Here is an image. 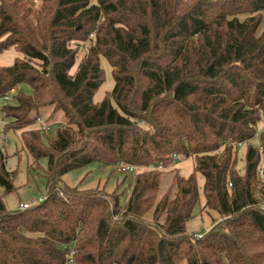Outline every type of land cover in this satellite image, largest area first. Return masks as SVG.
<instances>
[{
  "label": "trees",
  "instance_id": "16d2710c",
  "mask_svg": "<svg viewBox=\"0 0 264 264\" xmlns=\"http://www.w3.org/2000/svg\"><path fill=\"white\" fill-rule=\"evenodd\" d=\"M10 49L24 58L0 64V100L15 91L4 132L48 160V190L25 210L0 196V264H264V0H0V53ZM102 57L115 87L97 104ZM39 121L58 124L53 138L29 129ZM182 158L194 172L173 169L162 194L159 169L134 174L131 191L62 185L93 163L168 169ZM7 159L0 146L10 194ZM197 173L203 210L222 219L200 238L187 230Z\"/></svg>",
  "mask_w": 264,
  "mask_h": 264
},
{
  "label": "rangeland",
  "instance_id": "374dc122",
  "mask_svg": "<svg viewBox=\"0 0 264 264\" xmlns=\"http://www.w3.org/2000/svg\"><path fill=\"white\" fill-rule=\"evenodd\" d=\"M87 47L84 46L79 51L78 62H80L85 53ZM23 59L24 55L22 52L16 49H10L0 53V64L2 66H12L16 59ZM79 64V63H78ZM101 65L105 71V81L100 89L97 91L94 97V102L100 104L103 102L105 96L112 92L115 87V81L112 76V69L105 58H101ZM77 68V66H76ZM75 68V70H76ZM20 89L27 95H30L32 90L28 85H23ZM12 100V99H11ZM6 101L4 99L0 100V110L3 105L13 101ZM5 121L0 114V138L4 136L5 143L0 146L4 147V152L6 153L7 159V169L15 173L13 178V185L15 190L10 194H5V189L0 187V196L3 197L6 207L9 211H16L19 209L21 204L39 202L41 198L47 195V176L46 171L48 168V160L43 158L38 163L35 162L31 154L24 148L23 142L21 140L20 131H9L4 132ZM39 124H36L29 129H38ZM58 124H53L51 130L47 132L50 138L55 136ZM145 128V127H144ZM259 132L264 133V122L259 125ZM251 145H259V136L250 142ZM248 144H245L239 148L238 153V169L240 173L243 174L245 170V155L247 151ZM118 165V164H117ZM117 165L112 167H105L98 163H93L82 169H78L66 174L62 178V185L68 186L70 188H81L83 190H95L98 189L104 193H113L117 187H120L119 192L129 188L131 182L135 175H127L121 173L117 169ZM141 169L140 173L146 172L147 167L138 166ZM195 159L193 158H182L175 161V165L169 167L168 169H161L163 171V181L161 185V194L166 192L169 188L172 178L175 173L171 172L173 169L179 171L183 176H189L194 172ZM264 168V160L261 162V169ZM261 177V174H260ZM197 180L200 187V203L195 211L194 218L188 223L187 230L190 235L203 236L208 233L216 224L221 223L222 219L216 212H207L203 210L206 200L203 193V186L205 180L200 173H197ZM123 183V184H122ZM160 197V196H159ZM40 203H37L38 205ZM35 205V206H36Z\"/></svg>",
  "mask_w": 264,
  "mask_h": 264
},
{
  "label": "built area",
  "instance_id": "2783aa9c",
  "mask_svg": "<svg viewBox=\"0 0 264 264\" xmlns=\"http://www.w3.org/2000/svg\"><path fill=\"white\" fill-rule=\"evenodd\" d=\"M15 94V91H12L10 94H8L4 100L6 101H10L13 97V95ZM38 124L40 125L39 129H41L42 131L44 132H49L50 131V128L45 126L41 121L38 122ZM5 143V138L4 136H2L0 138V144L4 145ZM117 169L123 173V174H127V175H134V174H137V173H140L141 172V169L137 166H132V165H127V164H118L117 165ZM153 169H159L161 170L162 167H158V168H155L154 166H150V167H147V170H153ZM43 201V198H41L39 200V202H34V203H27V204H21L19 206V210H25V209H29V208H32L33 206H35L37 203H41ZM201 236H197V238H200ZM71 263H73V261H71Z\"/></svg>",
  "mask_w": 264,
  "mask_h": 264
}]
</instances>
